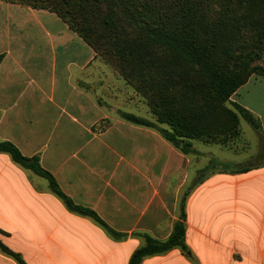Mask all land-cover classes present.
Instances as JSON below:
<instances>
[{"label": "crops", "instance_id": "1", "mask_svg": "<svg viewBox=\"0 0 264 264\" xmlns=\"http://www.w3.org/2000/svg\"><path fill=\"white\" fill-rule=\"evenodd\" d=\"M0 56V141L37 157L74 205L119 235L68 210L44 178L0 153V242L25 264H129L145 237L167 240L182 212L187 251L139 264H264V160L222 172L230 160L214 154L218 145L190 140L183 153L118 116L105 99L113 70L53 12L0 0ZM229 101L259 130L247 123L246 142L240 120V148L224 149L237 156L253 145L250 158L264 156V75ZM0 264L17 263L0 252Z\"/></svg>", "mask_w": 264, "mask_h": 264}, {"label": "trees", "instance_id": "2", "mask_svg": "<svg viewBox=\"0 0 264 264\" xmlns=\"http://www.w3.org/2000/svg\"><path fill=\"white\" fill-rule=\"evenodd\" d=\"M2 1L58 15L92 48L96 58L142 98L155 122L168 127L161 135L183 153L190 152V140L228 145L240 135V117L259 130L256 119L229 99L250 76L264 75V0ZM123 118L154 128L133 114ZM0 153L46 179L50 191L68 210L91 218L113 237L119 236L94 212L74 205L40 167L37 157H24L14 145L2 141ZM250 168L238 165L231 170L241 173ZM173 248L187 251L183 212L167 240L145 237L129 264ZM0 252L25 264L1 242Z\"/></svg>", "mask_w": 264, "mask_h": 264}, {"label": "rangeland", "instance_id": "3", "mask_svg": "<svg viewBox=\"0 0 264 264\" xmlns=\"http://www.w3.org/2000/svg\"><path fill=\"white\" fill-rule=\"evenodd\" d=\"M112 72H113V75H110L107 78V82H108V85H109V87H108L109 93H108V95H106V98H105V99H107L106 100L107 105H109L110 108L115 106L116 114L123 118V115L130 114V113H126L124 106H126L128 104H130V105L133 104L134 108H135L134 110H137V112L135 114L137 117H140V118L150 122L151 124H153L154 128L158 132H160V134L163 133V132L169 131L167 126L162 125V124H157L155 122L153 116L149 113L147 105L145 104V102L142 100V98L130 86H127L124 83L125 84V86H124L125 88L121 89L119 84H113V82L121 83V81H123V80L120 79L114 73V71H112ZM112 79H113V81H112ZM114 90H117V93L114 94L113 93ZM122 106H123L124 110L121 108ZM240 120H241L240 129L242 130L241 139H246V142H250V140H251L252 143L251 142L250 143L253 144V141H252L253 137H254L253 130L250 128V126H248L249 123L243 117L239 118V122H240ZM239 139H240V135L235 140L231 141L226 146H222V145H218V144H216V145H218L220 147L212 146L214 151H216V153H214L213 151L212 152L214 154H218V156H219V158H221V160H230V162H231V163L227 162V164H229L230 166H228L225 163H221L220 164V169H221L222 172L232 171L231 169L234 167V165L237 164V163H240V161L242 163L243 162L244 163L248 162L249 164H252V165H258V164L263 162V160H264V156L263 155H261L260 157L257 156L254 159L250 158V154L253 152L252 151L253 145H251V146L249 145L250 146L249 150L242 151L237 156H233L232 153L229 150L224 149V148H228V147L232 148V145H234L236 141H237L236 142L237 143V147L240 148L239 141H238ZM197 141H200V140H197ZM201 142H203V141H201ZM205 144H207V143H205ZM179 148L180 147H178L177 149L179 150ZM212 164L216 165L215 163H210V166H212Z\"/></svg>", "mask_w": 264, "mask_h": 264}]
</instances>
